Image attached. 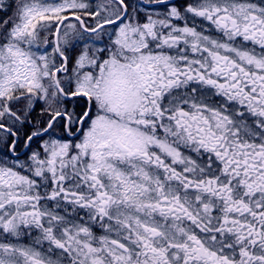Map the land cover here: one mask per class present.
<instances>
[{
  "label": "snow or ice",
  "instance_id": "snow-or-ice-1",
  "mask_svg": "<svg viewBox=\"0 0 264 264\" xmlns=\"http://www.w3.org/2000/svg\"><path fill=\"white\" fill-rule=\"evenodd\" d=\"M0 264H264V0H0Z\"/></svg>",
  "mask_w": 264,
  "mask_h": 264
}]
</instances>
